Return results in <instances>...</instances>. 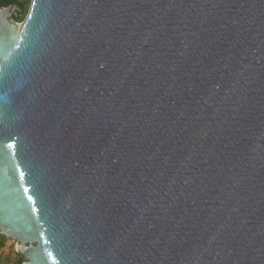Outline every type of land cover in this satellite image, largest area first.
Instances as JSON below:
<instances>
[{
	"label": "water",
	"instance_id": "water-1",
	"mask_svg": "<svg viewBox=\"0 0 264 264\" xmlns=\"http://www.w3.org/2000/svg\"><path fill=\"white\" fill-rule=\"evenodd\" d=\"M21 11L0 7V235L21 264H264V0Z\"/></svg>",
	"mask_w": 264,
	"mask_h": 264
},
{
	"label": "trees",
	"instance_id": "trees-1",
	"mask_svg": "<svg viewBox=\"0 0 264 264\" xmlns=\"http://www.w3.org/2000/svg\"><path fill=\"white\" fill-rule=\"evenodd\" d=\"M13 3H18L21 6L22 11L18 12L17 16H12V18L18 22L22 21L28 12L30 1L29 0H0V7L7 6ZM6 240H8V238L0 235V250H2L0 254V264H21L24 259H23V256L17 251H16L14 258L10 256L9 253L3 256L4 255L3 249H4Z\"/></svg>",
	"mask_w": 264,
	"mask_h": 264
},
{
	"label": "rangeland",
	"instance_id": "rangeland-1",
	"mask_svg": "<svg viewBox=\"0 0 264 264\" xmlns=\"http://www.w3.org/2000/svg\"><path fill=\"white\" fill-rule=\"evenodd\" d=\"M29 1H31V0H29ZM19 22H21V21H19ZM16 243H17L16 241L11 240V239L6 240L5 245H4V249H3V254H4L3 256H5L9 253V255L14 258L15 254H16Z\"/></svg>",
	"mask_w": 264,
	"mask_h": 264
},
{
	"label": "snow or ice",
	"instance_id": "snow-or-ice-1",
	"mask_svg": "<svg viewBox=\"0 0 264 264\" xmlns=\"http://www.w3.org/2000/svg\"><path fill=\"white\" fill-rule=\"evenodd\" d=\"M25 191H27V189H25ZM29 199H31V197H29ZM49 255L51 256L52 254H51V253H49Z\"/></svg>",
	"mask_w": 264,
	"mask_h": 264
},
{
	"label": "built area",
	"instance_id": "built-area-1",
	"mask_svg": "<svg viewBox=\"0 0 264 264\" xmlns=\"http://www.w3.org/2000/svg\"><path fill=\"white\" fill-rule=\"evenodd\" d=\"M2 250H0V254H1Z\"/></svg>",
	"mask_w": 264,
	"mask_h": 264
}]
</instances>
